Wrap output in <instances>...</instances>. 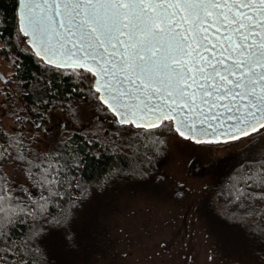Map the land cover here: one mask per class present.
I'll list each match as a JSON object with an SVG mask.
<instances>
[{
	"label": "snow or ice",
	"instance_id": "snow-or-ice-1",
	"mask_svg": "<svg viewBox=\"0 0 264 264\" xmlns=\"http://www.w3.org/2000/svg\"><path fill=\"white\" fill-rule=\"evenodd\" d=\"M15 14L25 50L46 68L86 81V98L120 127L167 129L201 145H251L264 134V0H16ZM0 96L5 114L20 99L7 89ZM35 104L48 117L51 99ZM69 110L75 122H90ZM16 123L23 127L19 115ZM37 128L50 131L43 119ZM12 132L0 141V264H50L56 233L74 235L81 197L69 191V161L79 169L82 160L70 139L58 141L63 151L45 152L32 147L38 132ZM257 167L234 178L228 203L264 224V152ZM10 169H23L39 198L31 184L21 195Z\"/></svg>",
	"mask_w": 264,
	"mask_h": 264
},
{
	"label": "rangeland",
	"instance_id": "rangeland-1",
	"mask_svg": "<svg viewBox=\"0 0 264 264\" xmlns=\"http://www.w3.org/2000/svg\"><path fill=\"white\" fill-rule=\"evenodd\" d=\"M12 75L10 63L0 56V91L7 89L10 97L12 92L19 96ZM21 105L17 100L8 105L7 114L0 111V127L14 134L12 129L21 127L16 123L19 115L24 121L25 137L30 135V128L39 133L38 143L32 145L36 150L49 151L73 131L102 127L105 122L110 131H116L118 138L124 139L121 141L126 139L127 126L110 122L97 111L92 99L72 100L65 113L60 108L51 110L43 120L50 129L47 135L37 128L42 118H28L19 111ZM73 106L87 113L90 122L88 119L75 122L69 110ZM154 136L165 141L158 162L163 177L161 184L121 181L102 191V188L92 190L91 196L74 212V235L67 239L70 245L52 247L59 252L60 264H264V251H257L254 235L249 236L237 225L225 221L227 212L215 192L234 167L261 160L264 134H254L251 145L246 142L189 144L167 129L154 132ZM10 171L17 186L30 185L21 169ZM180 192L184 194L178 195Z\"/></svg>",
	"mask_w": 264,
	"mask_h": 264
},
{
	"label": "trees",
	"instance_id": "trees-1",
	"mask_svg": "<svg viewBox=\"0 0 264 264\" xmlns=\"http://www.w3.org/2000/svg\"><path fill=\"white\" fill-rule=\"evenodd\" d=\"M15 4L16 0H0V56L3 60L8 61L13 68L12 78L17 83L20 91L19 100L22 103L19 111L28 118L39 117L45 120L46 118L42 117L41 110L35 104L39 98L51 99L52 107L47 109L48 113L56 108H60L65 113L69 107L67 104L75 99L90 100V98H86L89 87L86 81L80 82L73 75L46 68L31 52L25 50L27 47L21 44L17 38ZM96 108L99 113L102 112L98 110V107ZM102 113L112 122L113 118L110 114ZM19 128L18 131L23 133V127ZM85 128L83 127L80 131H73L65 139L63 138L72 141L71 150L75 151L78 159L82 160L79 169H75L74 163L69 161L71 170L68 180L72 184L69 191L73 192L75 196L81 197L74 212L81 208V204L91 196V191L96 190V188H102V191L106 187L121 181L125 184L136 181L139 183L152 181L159 184L161 179L158 177H161V173L158 162L162 158L164 149L154 136L155 130L125 127L126 139L121 141L124 139L118 138L116 131H110L106 122L102 124V127ZM99 131L102 132L99 133ZM5 133L6 131L0 127V141L6 139ZM89 140L92 142L89 143ZM158 147L161 149L160 154H157ZM57 148L63 151L62 145L57 144L53 149ZM260 163L261 160L243 162L237 165L223 178L219 189L215 192L218 196V202L227 212L224 215L227 219L225 221L237 225L241 231L249 236L254 235L257 251H264V224L260 222L259 218L255 222L251 217L246 218L243 208L228 203L232 199L230 193L233 190L231 186L234 183V178L244 173L250 174L251 171H259L257 166ZM21 170L24 172L23 169ZM28 183L33 185L30 191L39 198L41 194L39 186L31 180H28ZM77 185H80L79 190ZM18 187L21 189L20 194L23 195V186L18 185ZM261 210L264 211V207ZM31 223V219L23 221L16 226V231L18 233L26 231L27 226ZM63 237L57 232L54 236L55 243L49 246L48 259L50 264H60L59 252L56 249L70 245L66 238L63 241ZM71 245H73L72 248L75 246L73 241ZM53 246H55V250H53ZM262 257L264 259V255Z\"/></svg>",
	"mask_w": 264,
	"mask_h": 264
},
{
	"label": "water",
	"instance_id": "water-1",
	"mask_svg": "<svg viewBox=\"0 0 264 264\" xmlns=\"http://www.w3.org/2000/svg\"><path fill=\"white\" fill-rule=\"evenodd\" d=\"M1 77V76H0Z\"/></svg>",
	"mask_w": 264,
	"mask_h": 264
}]
</instances>
